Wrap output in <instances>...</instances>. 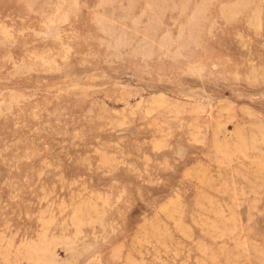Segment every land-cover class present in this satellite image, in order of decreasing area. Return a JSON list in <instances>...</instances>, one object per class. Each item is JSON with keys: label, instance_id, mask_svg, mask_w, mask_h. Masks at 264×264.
I'll return each instance as SVG.
<instances>
[{"label": "rangeland", "instance_id": "obj_1", "mask_svg": "<svg viewBox=\"0 0 264 264\" xmlns=\"http://www.w3.org/2000/svg\"><path fill=\"white\" fill-rule=\"evenodd\" d=\"M0 264H264V0H0Z\"/></svg>", "mask_w": 264, "mask_h": 264}]
</instances>
